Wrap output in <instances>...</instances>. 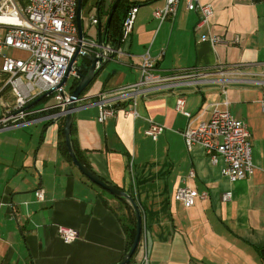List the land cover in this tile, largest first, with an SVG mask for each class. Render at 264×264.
Here are the masks:
<instances>
[{"label":"crops","instance_id":"obj_1","mask_svg":"<svg viewBox=\"0 0 264 264\" xmlns=\"http://www.w3.org/2000/svg\"><path fill=\"white\" fill-rule=\"evenodd\" d=\"M16 1L21 7L26 3ZM114 1L102 0L99 6L102 30ZM198 1L213 10L209 32L221 38L216 47L200 42L208 29H195L199 17L183 5L174 19L159 25L152 13L163 7V0H126L138 9L132 32L120 43L121 55L105 63L73 112L70 139L83 165L139 206L140 240L127 264H264L259 255L264 246V0ZM91 17L96 19V14ZM88 26L95 28L94 37L81 24L82 35L95 43L97 25L90 20ZM116 44L108 33V45ZM146 52L161 73L239 65L257 82L153 93L138 99L135 119L117 112L99 123L98 108L89 102L134 83ZM2 53L14 59L29 57L14 49ZM86 62L81 58L76 67ZM69 76L72 92L79 79ZM178 96L191 119L176 112ZM2 98L13 105L9 91ZM223 102L233 119L247 123L250 134L254 172L237 182L223 177L222 161L212 165L201 146L187 150L177 133L187 125L208 122L215 105ZM53 104L50 94L32 108ZM2 111L0 105V115ZM42 116L32 115L0 131V264H117L127 252L130 210L64 157V119L46 122ZM149 121L164 127L155 141L144 134ZM190 172L193 178H188ZM184 186L207 198L184 206L173 198ZM38 190L42 200L35 197ZM227 192L231 198L223 201ZM58 226L75 229L78 237L64 243Z\"/></svg>","mask_w":264,"mask_h":264},{"label":"built area","instance_id":"obj_2","mask_svg":"<svg viewBox=\"0 0 264 264\" xmlns=\"http://www.w3.org/2000/svg\"><path fill=\"white\" fill-rule=\"evenodd\" d=\"M161 9L153 11L152 18L159 25L172 20L180 5L185 11L197 13L199 20L195 29L207 27L208 33L200 37V42H208L212 47L221 44V38L209 32V23L213 10L209 5H203L198 0H163ZM137 6H131L125 13L119 31V44L123 43L132 32L137 14ZM77 0H26L23 7L16 0H0V105L3 109L0 115V131L25 123L32 115L43 114L40 120L58 122L64 119L70 111L68 106L83 100H72L71 92L64 89V85L57 88L66 75L79 79L76 60L94 54L95 44L82 35L78 37L76 25ZM91 24L97 20L90 18ZM120 46V45H119ZM107 45L103 49V57L121 55L119 49L113 50ZM14 49L27 52L25 60L14 59L4 55V50ZM77 55L69 71L70 62ZM254 76L247 69L239 65H218L212 68L180 69L169 73L157 70L154 60L146 52L141 56L139 78L132 84L99 95L96 100L89 102L98 108L97 121L121 112L124 117L135 119L138 99L158 92L175 91L182 88L199 89L208 85H225L231 83H251ZM54 89V104L40 109L30 105L35 99ZM9 91L14 97L13 105L3 101L2 95ZM224 93V90L222 91ZM224 107L223 110L218 108ZM228 103L223 102L214 107L210 120L200 123L197 127L187 125L177 133L182 137L187 150L194 145L204 149L212 165L222 161L220 173L230 182H237L250 177L254 172L251 159V144L248 125L246 122L235 120L229 114ZM176 112L185 118L191 115L184 111V99L176 98ZM164 131V127L149 121L145 136L155 141ZM190 172L188 178H193ZM35 197L43 198V192L38 190ZM173 198L184 206H191L195 199L207 198L206 193H198L189 187L176 189ZM223 201L231 198L230 193L222 195ZM57 234L64 243H70L78 237V232L70 227L58 226ZM146 261V258L144 259Z\"/></svg>","mask_w":264,"mask_h":264},{"label":"water","instance_id":"obj_3","mask_svg":"<svg viewBox=\"0 0 264 264\" xmlns=\"http://www.w3.org/2000/svg\"><path fill=\"white\" fill-rule=\"evenodd\" d=\"M121 0H115L108 12V16L106 18L104 28L102 30V24H101V18L98 13L99 6L102 2V0H98V5H97V15H96V20H97V38L95 44L96 52L91 55H87L84 57L86 59V63H83L79 69H77V74L79 76V82L71 92L72 100H81V94L86 90V88L91 84V82L94 80L98 72L103 68L106 62L112 60L114 55H110L105 57L103 53V49L108 45V33H109V28H110V23L111 19L117 9V6L119 5ZM83 0H77V14H76V25H77V30H78V37L81 39L82 38V31H81V21H80V12H81V7H82ZM119 41L117 44L112 48L113 50L119 49ZM77 55L73 57V59L70 62L69 66V71L71 69L72 63L76 60ZM83 71L86 73L84 74ZM67 76L63 79V81L59 84L57 88L62 87L67 79ZM54 92V89L51 91L47 92L44 94L42 97L50 95ZM42 97L38 98L35 100L30 106L32 107L34 104L38 102ZM83 99V98H82ZM76 109V106L74 103L70 104L68 106V110L70 111L69 113L66 114L64 118V129H63V134H64V144L67 150V153L71 159L72 164L79 170V172L92 184L98 186L102 190L108 192L110 195L121 198L125 200L132 208L134 217H135V233H134V238L132 240V243L130 247L128 248L127 252L123 256V258L117 263V264H127L131 257L133 256L139 240H140V235H141V230H142V220H141V214L139 211V208L133 198H131L128 194L120 191L119 189L115 188L114 186L110 185L109 183L103 181L100 179L98 176L93 174L89 169H87L76 157L75 152L73 150L72 144H71V124L73 120V112Z\"/></svg>","mask_w":264,"mask_h":264},{"label":"trees","instance_id":"obj_4","mask_svg":"<svg viewBox=\"0 0 264 264\" xmlns=\"http://www.w3.org/2000/svg\"><path fill=\"white\" fill-rule=\"evenodd\" d=\"M84 2H85V0H83V3ZM131 6H134V5H130V6L127 5L126 0H121L120 3H119V5L117 6V9H116V11H115V13H114V15H113V17L111 19L110 28H109V40H110V42L112 44H116L118 42L120 25H121L122 19H123L125 13L127 12V10ZM61 134L64 137L63 127H61ZM60 148H61V151H62V154L64 155V157L67 160L71 161V159H70V157H69V155L67 153V150H66V147H65L64 142L61 143ZM73 150H75V148ZM74 152L77 155L78 160L82 164H84V161H82V159L80 158V156H78V152L76 150ZM133 200L135 201L134 198H133ZM123 201H124V203H126L127 208L130 210V219L128 220L129 225L125 227V229L127 231V250H128V248L130 247V245L132 243V240L134 238V233H135V217H134V214H133V212L131 210V206L125 200H123ZM135 203L137 204L136 201H135ZM137 206H138V204H137ZM138 208H139V206H138ZM259 255L264 260V246L259 249Z\"/></svg>","mask_w":264,"mask_h":264},{"label":"rangeland","instance_id":"obj_5","mask_svg":"<svg viewBox=\"0 0 264 264\" xmlns=\"http://www.w3.org/2000/svg\"><path fill=\"white\" fill-rule=\"evenodd\" d=\"M95 2H96V0H87L85 2L84 6L82 7V11H81V21H82L81 24L84 25V29L88 32V36L91 37V38L94 37L95 28L94 27H90L88 25H90V16L93 15V14L97 15V11H96V9H94ZM101 20H103L102 17H101ZM86 38H88V37H86ZM76 61H77L78 65H80L81 57H78ZM71 84H72V78L69 76L67 78L66 83L64 84V89L66 91H68L70 89V87H71Z\"/></svg>","mask_w":264,"mask_h":264}]
</instances>
